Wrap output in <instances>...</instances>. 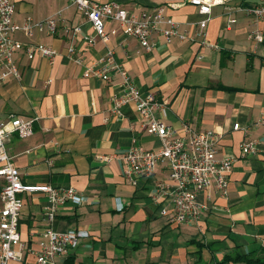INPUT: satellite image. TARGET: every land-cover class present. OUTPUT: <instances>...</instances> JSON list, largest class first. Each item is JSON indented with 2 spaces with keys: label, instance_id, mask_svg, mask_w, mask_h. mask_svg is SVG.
I'll return each instance as SVG.
<instances>
[{
  "label": "crops",
  "instance_id": "1",
  "mask_svg": "<svg viewBox=\"0 0 264 264\" xmlns=\"http://www.w3.org/2000/svg\"><path fill=\"white\" fill-rule=\"evenodd\" d=\"M101 1H116L135 13L162 6L182 30L206 18L183 0ZM11 2L18 25L29 17L39 22L61 14L55 34L43 29L34 30L32 37L22 31L12 35L24 44L55 49L56 59H29L24 50L17 52L21 77L0 85V121L11 115L34 120L32 136L14 134L6 143L22 181L73 187L86 199L83 205L67 203L53 222L57 231L89 234L55 264H220L227 257L263 255L264 38L259 43L252 33L259 30L264 37V21L255 22L248 10L264 6V0H225L212 9L207 40L219 50L160 35L154 37L156 46L146 50L136 38L125 36L116 21L106 24L110 41L91 47L84 38L94 30L68 0ZM71 45L87 64L113 50L142 96L165 104L157 117L179 133L189 126L220 136L217 156L235 158L228 194L220 196L214 187L198 194V202L208 208L200 223L171 222L174 192L167 162L138 186L125 180L121 158L127 150L134 143L160 150L163 142L142 127L133 104L123 108L122 117L111 115V97L121 90V75L113 72L110 81L86 75L85 66L68 59ZM248 141L256 143L255 155H243L242 145ZM164 183L170 190L161 196ZM2 184L0 180V190ZM21 198L19 232L29 252L13 264H37L35 252L44 239L43 213L49 203L41 193Z\"/></svg>",
  "mask_w": 264,
  "mask_h": 264
},
{
  "label": "built area",
  "instance_id": "2",
  "mask_svg": "<svg viewBox=\"0 0 264 264\" xmlns=\"http://www.w3.org/2000/svg\"><path fill=\"white\" fill-rule=\"evenodd\" d=\"M78 7L90 22L93 36H85L84 42L88 46H95L99 41L107 43L111 39V32L107 22L116 21L125 36L136 38L146 50H152L156 44L154 37L160 35L167 41L178 39L181 42H198L208 50H219L217 44L207 40V27L212 9L225 0H183L195 6L199 14L205 19L192 24L189 28L181 29V24L169 17L164 7L157 6L149 11L131 12L123 8L116 1L102 2L101 0H68ZM15 5L11 0H0V85L8 80H17L21 71L14 60L17 52L24 50L29 59L40 55L50 62L58 56V52L42 44H24L13 38L17 31L32 37L34 30L47 29L55 34L60 12L56 17L35 22L26 18L22 25L13 22ZM248 13L255 18V22L264 21V6L254 7ZM232 23L235 20L231 21ZM74 34L78 29L74 30ZM253 39L263 42V33L256 30ZM68 59L78 65L85 66V74L110 81L113 72L122 77L121 90L111 97L110 113L114 118L123 115V108L133 104L141 119L142 127L163 142L160 150H147L134 143L122 156L123 176L133 186H138L143 178H150L156 173L158 165L167 162L170 170L169 180L174 192L173 214L171 222L176 225H197L201 222L207 206L197 200L198 194L214 187L220 196H227L230 176L235 158L217 156L216 144L219 135L215 131L195 132L189 126H184L181 133L174 127L167 125L157 117V112L164 110L165 104L156 102L154 96H142L126 69L120 64L113 50L108 49L105 55L87 64L85 57L78 56L71 45L67 49ZM201 59V57H200ZM34 120H24L11 115L6 122L0 121V180L3 181L0 190V264L21 262L29 249L22 241L19 232V220L24 207L22 194L41 193L48 199V207L43 213V220L47 227L43 233V241L36 253L37 264H55V259L65 256L70 250L78 247L80 240L89 237L84 231L69 230L61 232L52 225L60 209L67 203L83 205L86 201L73 187L56 188L51 185L25 184L20 171L14 166L12 157L6 148V143L14 134L21 138H28L33 134ZM240 124L234 126L235 130ZM257 146L254 141L242 145L244 156L255 155ZM109 162L111 156H98ZM170 188L161 184L159 194L166 196Z\"/></svg>",
  "mask_w": 264,
  "mask_h": 264
},
{
  "label": "trees",
  "instance_id": "3",
  "mask_svg": "<svg viewBox=\"0 0 264 264\" xmlns=\"http://www.w3.org/2000/svg\"><path fill=\"white\" fill-rule=\"evenodd\" d=\"M243 262L245 264H264V254L263 255H257V254H251L246 257H227L224 259V261L220 264H225L228 262Z\"/></svg>",
  "mask_w": 264,
  "mask_h": 264
}]
</instances>
